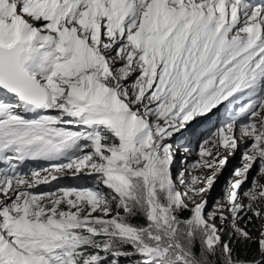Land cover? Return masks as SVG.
Returning <instances> with one entry per match:
<instances>
[{
    "label": "snow or ice",
    "instance_id": "6c2138e0",
    "mask_svg": "<svg viewBox=\"0 0 264 264\" xmlns=\"http://www.w3.org/2000/svg\"><path fill=\"white\" fill-rule=\"evenodd\" d=\"M260 176L264 0H0V264H264Z\"/></svg>",
    "mask_w": 264,
    "mask_h": 264
},
{
    "label": "rangeland",
    "instance_id": "374dc122",
    "mask_svg": "<svg viewBox=\"0 0 264 264\" xmlns=\"http://www.w3.org/2000/svg\"><path fill=\"white\" fill-rule=\"evenodd\" d=\"M222 115H224L223 105L213 110V112L210 113L208 116L197 118L188 126L186 130L182 131L181 133H178L175 136L173 142L177 145H184L191 142V147H193L196 151H198L199 142L204 140L206 137L210 136V134L215 130V128L219 126V123L221 122L222 119L221 118ZM242 152H243V145H241V149L233 155H228L227 152L222 153L224 156H227V164L223 167L221 172L216 176L215 183L213 184L211 190L205 194V198L207 199L209 209H211L213 204L218 199L222 198L224 194V189L228 181L232 178V174L234 170L241 166ZM182 158H186L189 164L200 159V157L196 155L195 152L194 154L185 157V154L178 150L175 158L176 162L173 167L174 173L178 172L179 170H181L182 167H184V165L181 164ZM201 174H203L204 176H208L211 175V172L208 170H204L203 173L201 172L195 173V175H201ZM41 175L43 174L41 173ZM256 176H257V169L256 167H254L253 170L249 173L248 181L243 186V188L247 189L248 187H250L252 178ZM56 183L57 182H53V184ZM58 183L62 186H80L88 183V181L86 178L73 179L70 176H66ZM262 183L264 184V181ZM51 188L52 185H41L39 188L34 189V191H48L51 190ZM252 234L256 235L255 230H253ZM225 239H227V237H225Z\"/></svg>",
    "mask_w": 264,
    "mask_h": 264
},
{
    "label": "bare ground",
    "instance_id": "6f19581e",
    "mask_svg": "<svg viewBox=\"0 0 264 264\" xmlns=\"http://www.w3.org/2000/svg\"><path fill=\"white\" fill-rule=\"evenodd\" d=\"M43 175H46V173H42ZM42 175V176H43ZM259 183L263 184L262 182L264 181V177L263 176H260V177H257Z\"/></svg>",
    "mask_w": 264,
    "mask_h": 264
},
{
    "label": "trees",
    "instance_id": "16d2710c",
    "mask_svg": "<svg viewBox=\"0 0 264 264\" xmlns=\"http://www.w3.org/2000/svg\"><path fill=\"white\" fill-rule=\"evenodd\" d=\"M254 230V229H253Z\"/></svg>",
    "mask_w": 264,
    "mask_h": 264
}]
</instances>
